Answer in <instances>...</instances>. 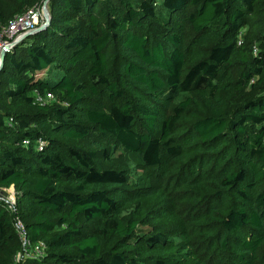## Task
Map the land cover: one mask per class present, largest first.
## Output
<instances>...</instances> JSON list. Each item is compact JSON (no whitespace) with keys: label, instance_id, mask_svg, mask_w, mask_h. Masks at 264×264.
Masks as SVG:
<instances>
[{"label":"trees","instance_id":"1","mask_svg":"<svg viewBox=\"0 0 264 264\" xmlns=\"http://www.w3.org/2000/svg\"><path fill=\"white\" fill-rule=\"evenodd\" d=\"M42 1L0 0V26ZM48 5L0 65V186L17 193L16 211L0 199V264H264V0ZM108 136L159 184L102 166ZM171 206L182 240L141 227Z\"/></svg>","mask_w":264,"mask_h":264},{"label":"built area","instance_id":"2","mask_svg":"<svg viewBox=\"0 0 264 264\" xmlns=\"http://www.w3.org/2000/svg\"><path fill=\"white\" fill-rule=\"evenodd\" d=\"M46 15L44 11V0L41 3H37L26 8L23 12L16 14L6 24L0 26V65L2 63L1 55L3 50L10 46L13 40L17 39L24 32L35 29L40 24L44 23ZM256 51V50H255ZM32 94L35 101L40 104H45L54 99V93L46 91L42 93L38 89H33ZM10 117V121H12ZM24 143L29 145L31 140L29 138L24 139ZM45 144L44 140L40 137L36 140L34 145L36 147H42ZM0 199L6 203L8 209L12 211L17 210V193L14 185L0 186ZM16 226L18 228L20 239L23 245V252L25 254L43 256L47 249V243L44 240H39L32 243L28 238L25 226L22 220L17 217ZM21 255V254H20ZM17 258L18 254H17Z\"/></svg>","mask_w":264,"mask_h":264},{"label":"rangeland","instance_id":"3","mask_svg":"<svg viewBox=\"0 0 264 264\" xmlns=\"http://www.w3.org/2000/svg\"><path fill=\"white\" fill-rule=\"evenodd\" d=\"M49 8V5H48ZM185 30H189L187 24L183 27ZM83 76L84 72L81 73ZM219 79V78H218ZM217 79V80H218ZM222 91L226 92V87L222 85ZM93 99L96 101L101 100L100 105L108 103V97L105 93L93 94ZM95 103V102H94ZM87 146H92L90 141L87 139L85 141ZM103 147L107 149V156L103 150H101V156L99 157V162L102 166L106 167H118L123 168L127 171L130 176L131 183L134 185H158L160 182V178L158 176L157 168L147 166L144 164L140 158L135 155L133 152L124 148L118 141L114 138L108 136V139H103L102 141ZM175 207L171 206L167 210V215L164 216L163 221L160 224L154 223H146L142 224L141 227L145 231L149 230H167L171 237H174L177 241L182 240V225L178 219V216L173 213ZM181 250V249H180ZM30 255V254H27ZM221 256H225V258L230 256V252L228 250L224 252H219L217 258L220 259ZM18 257H20V253H18ZM145 264V263H144ZM169 264H180L178 262H170Z\"/></svg>","mask_w":264,"mask_h":264},{"label":"water","instance_id":"4","mask_svg":"<svg viewBox=\"0 0 264 264\" xmlns=\"http://www.w3.org/2000/svg\"><path fill=\"white\" fill-rule=\"evenodd\" d=\"M48 2L49 0H44V11H45V15H46V20L44 23L40 24L38 27H36L35 29H32V30H29V31H26L24 32L22 35H20V37H18L17 39L13 40L12 44L10 46H12L13 44H15L18 40H20L22 37L30 34V33H33L35 31H38L40 29H42L43 27L46 26V24H48V22L50 21V17H51V14H50V10L48 8ZM6 47L3 52H2V55H1V59H2V62L4 60V56H5V53H6V50L10 47Z\"/></svg>","mask_w":264,"mask_h":264}]
</instances>
